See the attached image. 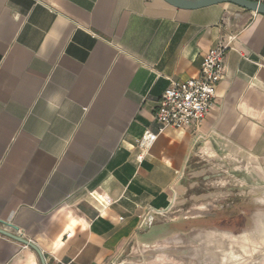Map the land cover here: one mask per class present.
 <instances>
[{
    "label": "crops",
    "instance_id": "1",
    "mask_svg": "<svg viewBox=\"0 0 264 264\" xmlns=\"http://www.w3.org/2000/svg\"><path fill=\"white\" fill-rule=\"evenodd\" d=\"M225 44L205 119L166 129L137 162L135 140L156 131L164 91L198 77L204 55ZM205 156L243 161L264 260L263 15L162 0H0V229L45 264H188L193 242L156 222ZM142 213L155 214L151 229ZM231 226L209 236L218 264H235L236 242L253 237ZM191 257L202 264L204 251ZM0 264L42 263L0 235Z\"/></svg>",
    "mask_w": 264,
    "mask_h": 264
},
{
    "label": "rangeland",
    "instance_id": "2",
    "mask_svg": "<svg viewBox=\"0 0 264 264\" xmlns=\"http://www.w3.org/2000/svg\"><path fill=\"white\" fill-rule=\"evenodd\" d=\"M243 167L242 160L229 164L227 159L214 162L206 156L197 159L183 178L186 186L184 199L175 202L168 215L156 222L182 230V235L193 242L188 243L189 253L193 252L189 254L188 264H201V261L197 262L191 257L194 256L196 245L204 251L202 264H218L212 259L209 238L215 230L213 226L218 223L232 225L237 233L252 231L251 242L246 239L236 242L235 264H264V260L260 259L263 244L259 241V217L255 215L260 207L254 204L255 196L248 193L244 184ZM196 236L203 239L195 243Z\"/></svg>",
    "mask_w": 264,
    "mask_h": 264
},
{
    "label": "built area",
    "instance_id": "3",
    "mask_svg": "<svg viewBox=\"0 0 264 264\" xmlns=\"http://www.w3.org/2000/svg\"><path fill=\"white\" fill-rule=\"evenodd\" d=\"M228 49V44L211 48L203 57L198 77L173 82L164 91L154 116L156 131H145L135 140L139 151L137 162L145 158L157 137L166 129L198 126L205 119L215 98L216 86L223 78V60ZM138 220L145 229H151L156 217L154 213H142Z\"/></svg>",
    "mask_w": 264,
    "mask_h": 264
},
{
    "label": "water",
    "instance_id": "4",
    "mask_svg": "<svg viewBox=\"0 0 264 264\" xmlns=\"http://www.w3.org/2000/svg\"><path fill=\"white\" fill-rule=\"evenodd\" d=\"M162 1L175 9L186 10V11L199 10L219 4H231L243 10L264 16V3L258 1H251V0H162ZM0 235L30 247L37 253L41 263L45 264L41 252L37 249L35 245L30 243L29 241L19 236H16L12 233H9L7 231H4L2 229H0Z\"/></svg>",
    "mask_w": 264,
    "mask_h": 264
}]
</instances>
